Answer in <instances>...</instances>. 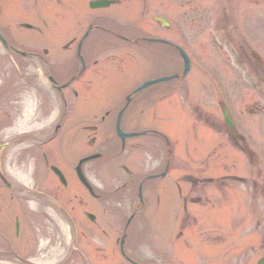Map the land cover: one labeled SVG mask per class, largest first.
Listing matches in <instances>:
<instances>
[{
	"label": "flooded vegetation",
	"instance_id": "obj_1",
	"mask_svg": "<svg viewBox=\"0 0 264 264\" xmlns=\"http://www.w3.org/2000/svg\"><path fill=\"white\" fill-rule=\"evenodd\" d=\"M124 1L116 0L115 5L121 6ZM141 5L144 6L143 1ZM112 6L93 10L106 9L103 14L107 21L113 22ZM142 9L145 11V7ZM144 11L142 19L146 15ZM164 17L170 24L156 22L151 33L142 25L125 30L93 18L88 30L78 38L77 0H0V212L2 206L8 207L7 215L0 216V264H77L78 256L83 253L82 248L75 246L76 230L81 223L77 216L75 160L82 153V157L99 153L100 157L123 160L124 181L110 193L118 194L132 209V215L127 218L113 215L110 220L98 222L95 217L90 222L107 235L106 241H100L104 246L94 248L101 258L107 259L113 253L130 264H225L222 222L226 203L234 202L241 192L244 198L237 199V204L244 199L249 215L256 218L254 206L258 194L264 191L256 176L248 180L226 173L225 167L218 172L212 169L207 175L195 173L191 166L180 168L177 151L168 137L147 126L146 106L164 103L181 92L200 120L226 134L247 155L253 156L235 130L219 118L211 121L210 113L201 104H193L191 81L177 77L178 45L189 40L188 30H179L174 19ZM92 34L97 37L95 45L91 43ZM110 41L143 54L152 52L156 78H170L146 89H140L139 79H132L113 102H99L110 76L100 71L97 50L101 47L103 51L102 47H107ZM186 41L183 44H189ZM247 53L264 73V62L252 48ZM102 64L113 65L107 58ZM86 76L90 80L82 83ZM92 100L96 106L88 104ZM80 134H84L87 144L83 145L81 140L77 145ZM151 136L164 139L169 147L159 166L144 176L140 162L146 153L147 137ZM66 157L74 159L67 167L60 163ZM35 159L38 169L33 166ZM53 166L63 171L66 184L59 181ZM20 167L30 171L31 185L17 184ZM48 172L60 186L46 183ZM145 179L168 180L161 187L153 185L158 204L163 193L170 196L171 237L170 245L164 248L168 253L155 254L153 262L144 261L143 253L140 261L128 256L126 251L131 246L143 252L144 230L138 228L137 238L130 241L129 228L137 213L134 200L145 186ZM40 180L45 184L43 193L35 190ZM92 187V191L85 189L97 202L104 196ZM18 192L36 194L39 198L25 200L43 203L44 210H36L42 213L13 215L11 219L8 214L17 206ZM140 202L138 207L145 202L144 198ZM200 212L205 215H199ZM108 228L114 232L108 235ZM44 234H47L45 238ZM194 240L204 242L206 247L205 252L202 249L193 257L188 249ZM162 242L165 237L159 238L158 243ZM28 244L30 249L22 248ZM85 249L84 254L92 255L91 249Z\"/></svg>",
	"mask_w": 264,
	"mask_h": 264
},
{
	"label": "rangeland",
	"instance_id": "obj_2",
	"mask_svg": "<svg viewBox=\"0 0 264 264\" xmlns=\"http://www.w3.org/2000/svg\"><path fill=\"white\" fill-rule=\"evenodd\" d=\"M137 3L138 0H126L122 5H129L130 9L124 10L120 16L129 21L138 19ZM90 4V0H77V20L86 18V21L89 22L93 18H96L98 22L108 24V26L113 24L117 27L119 25L117 21H107L106 14H103L107 11L106 9L92 10ZM111 11H115V8H112ZM145 13L146 16L141 23L145 28L144 30L148 33L153 32L156 28V22L153 20L155 15L167 16L174 19L180 25V28L184 31L188 30L186 32L188 33L189 40L185 41L191 45L189 55L194 60V70H205L206 66L209 75V89H206V78L201 73L199 74L194 71V77L191 78V75L188 77L193 86V102L197 104L202 103L203 108H206L205 110H208L207 112L210 113V120L215 121V116L219 118L221 116L216 102L218 98L225 99L227 104L233 109V114L238 120V127L246 136L248 144L253 149L255 148L261 156V160L257 158V163L255 162L254 165L250 164L247 158L239 153L230 142H225L223 138L217 137L211 130L198 123L195 113L190 111L188 105H185L181 98L179 99V96H177L175 107L177 108L178 121L173 124L158 121L157 125L162 126V129L170 135L177 130L174 142L177 145L178 155L181 156L179 161H182V164L178 163V166H185L186 159H191V155L189 152H186L185 147H188L187 142L193 138L192 142H190V150H192L190 153H196L194 154L196 158L203 156L199 158V161L198 159L192 160L197 165L209 168L225 167L230 169V172L238 169L237 173L248 178L252 171L258 174L263 169L261 173L264 177V73L255 64L254 59L248 53L246 54V50L251 47L264 59V0H145ZM84 24L85 22H82L77 27L79 28V33H77L78 38L85 29ZM92 38L94 40H91V43L95 45L97 37L92 35ZM105 46L107 47H102L104 48L103 51L100 49L101 47L97 50L100 55L99 57L102 59L98 66L100 71L109 74L110 79H108L105 85L106 89L102 91L104 93L100 96L99 102L108 103L113 102L117 96L123 93L121 92L122 87L127 86L130 80L135 78L143 80L144 77H148L151 73L153 74L154 68L152 62L140 58L143 54L139 55L136 49L116 46L113 41L106 43ZM106 58L109 59V62L112 61L113 64L119 65L124 63L123 67L120 69L112 64H102ZM88 80H90V77L86 76L82 80V83ZM223 81L226 84V88L221 84ZM205 92L208 95L206 99H204ZM92 102L95 103L92 100L88 104L95 105ZM194 105L196 106V104ZM147 109L151 111L150 117L153 119L161 117L155 111L154 104L149 103ZM191 112L193 113L192 116ZM148 122L155 125L151 120ZM209 135H212V140L208 137ZM80 141L81 143L83 142V145L87 144L84 134L77 136V145H79ZM195 149L196 152L194 151ZM79 157L80 155H77L75 162L77 161L78 163ZM163 157V146H160L154 140L147 141L146 153L144 161L140 165V171L146 173L159 166L160 160ZM36 161V159L33 161V166L35 169H38ZM70 161H74V159L67 157L60 159V163L66 167ZM117 164L116 162L115 165ZM109 165V160L101 159L84 166V170L90 181L94 184L96 191L104 196L102 200L94 201L77 179V216L81 221L79 227L81 245L84 248L94 249L99 245L104 246L103 243H100V240L105 241L103 239L107 238V235L102 234L99 228H94L95 226L90 223L86 217L87 212H93L102 221L112 219L109 217L113 215L125 216L129 211L128 206L124 204L118 194L114 196L110 193L118 185L122 184L124 180L122 178L123 170L120 165L114 167L115 170L111 169ZM16 182L17 184L30 183L31 185L32 181L30 180L28 168L20 167L18 169ZM49 182L52 186L56 184L61 185L51 172H48V181L46 183ZM40 183L39 186L35 187V190H39L42 193L44 192L43 187L45 184L44 181ZM36 197L39 198L36 194L26 195L18 192V198L33 199ZM169 198V194L162 195V206L160 208H158L159 205L155 201H151L148 204V209L144 215L152 222L151 226H154L152 230H148V233L150 232L152 235L156 233L154 224L155 222L157 224L160 223V211L168 209ZM236 198H244V196L239 192ZM17 203L16 208L12 207L15 210H12L8 214L11 219H14L13 215L20 214V202L18 201ZM25 204L27 205L25 209L28 208L33 214L41 213V211L37 212L36 209L44 210L43 203L41 202L37 204L35 202H26L25 200ZM244 204V199L238 207L231 204L233 211L232 213L228 212L232 215L237 214L239 220H232V223L228 220L224 221V223L226 222L224 227L226 232H228L226 239L232 240L236 244L239 243V247L238 245L236 246L240 250L237 251L241 252L240 264H256V261L264 255V200L258 196L256 205L254 206L256 216L258 217L256 223L257 232L255 233H251V229L254 226V223L250 222L251 217L249 215L247 217L244 216L245 213H248V207H245ZM194 207L196 209V206ZM7 208L1 207L2 215H7V212L5 213ZM239 227L241 230L240 236L234 231ZM107 230L109 231L108 235L114 232L111 228ZM165 230H169L168 226ZM229 235L231 237H228ZM45 236L47 234H44V238ZM150 238H152L150 234L145 236L146 244L153 243V239ZM251 247L254 248L252 252L249 250ZM22 248L28 250L31 246L28 244ZM109 251L112 252L111 249ZM99 253H96L97 257L94 261L90 260L98 264H105V262L108 264L110 259H112L110 257L106 261L101 260ZM145 253L147 256L152 255V252L148 251L147 248ZM247 253L248 255L245 258L244 256ZM228 257L233 260L231 250ZM228 257L225 259L227 264L231 262L228 260ZM80 262L78 261L77 264ZM235 262L234 264H236ZM110 264H112V261Z\"/></svg>",
	"mask_w": 264,
	"mask_h": 264
},
{
	"label": "water",
	"instance_id": "obj_3",
	"mask_svg": "<svg viewBox=\"0 0 264 264\" xmlns=\"http://www.w3.org/2000/svg\"><path fill=\"white\" fill-rule=\"evenodd\" d=\"M94 5H105V3L104 2H98V3H95ZM259 264H264V258L260 260Z\"/></svg>",
	"mask_w": 264,
	"mask_h": 264
}]
</instances>
